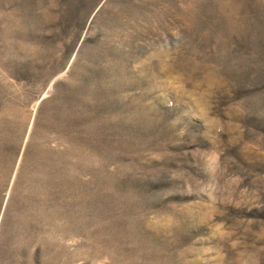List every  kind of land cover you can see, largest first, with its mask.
I'll return each instance as SVG.
<instances>
[{
	"label": "rangeland",
	"instance_id": "rangeland-1",
	"mask_svg": "<svg viewBox=\"0 0 264 264\" xmlns=\"http://www.w3.org/2000/svg\"><path fill=\"white\" fill-rule=\"evenodd\" d=\"M0 264H264V0H0Z\"/></svg>",
	"mask_w": 264,
	"mask_h": 264
}]
</instances>
